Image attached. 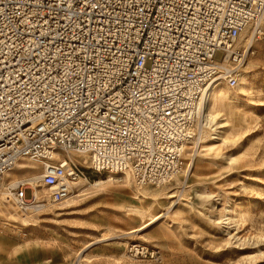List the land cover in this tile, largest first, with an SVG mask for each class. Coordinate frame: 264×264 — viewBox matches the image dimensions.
<instances>
[{
  "label": "built area",
  "instance_id": "1",
  "mask_svg": "<svg viewBox=\"0 0 264 264\" xmlns=\"http://www.w3.org/2000/svg\"><path fill=\"white\" fill-rule=\"evenodd\" d=\"M260 40L264 0H0L1 204L37 216L80 180L182 176L198 102L234 87ZM23 159L37 186L6 178Z\"/></svg>",
  "mask_w": 264,
  "mask_h": 264
},
{
  "label": "rangeland",
  "instance_id": "2",
  "mask_svg": "<svg viewBox=\"0 0 264 264\" xmlns=\"http://www.w3.org/2000/svg\"><path fill=\"white\" fill-rule=\"evenodd\" d=\"M220 57L217 52L215 58ZM248 59L253 65L243 90L227 85L236 99L230 115L221 119L231 126L229 139L193 143L195 153H185L190 158L181 176L187 183L183 201L173 206L171 199L143 197L136 189L160 187L133 181L129 187L119 174L110 180L104 175L103 185L86 184V194L70 207L65 203L39 212L21 232L6 220L18 224L23 218L0 203V264H264V40L255 43ZM35 168L22 163L14 171L21 177L37 173ZM158 212L163 216L128 233ZM103 234L109 237L101 239ZM21 242L27 249L23 262L15 253ZM136 243L154 253L132 256Z\"/></svg>",
  "mask_w": 264,
  "mask_h": 264
},
{
  "label": "bare ground",
  "instance_id": "3",
  "mask_svg": "<svg viewBox=\"0 0 264 264\" xmlns=\"http://www.w3.org/2000/svg\"><path fill=\"white\" fill-rule=\"evenodd\" d=\"M243 44L244 45L250 44V39H245L243 41ZM252 65L253 64L251 63L250 59H247L245 65H243L241 67L240 72L238 74V83H237V89L238 90H240V91L243 90L244 81H245L246 77L249 75ZM234 97L229 92L228 86H227V84L225 85V82L223 80H220V79L216 80L208 88V90L205 92V94L202 96L201 100L198 102V104L196 106V118H197L196 127H197V131H196V137L194 138V140H192L191 145L189 146L190 148L193 147V145H192L193 143L197 144V146L199 147L200 144L203 145L207 141H209L210 139H214V138H216L217 140H221V141H226L229 139V137L227 136V132L231 126H228V124H227L228 121H226V120L221 121V119H226L225 117H228L230 115V110L232 108V104H233L234 100H236ZM199 126H200V129H199ZM199 152H200V150L197 152L198 155H200ZM189 156H190V154H188V159L190 158ZM22 163H26L32 167H37L36 163L33 161L21 162L20 164H22ZM188 168H187V170H188ZM23 169L26 170L25 168H23ZM114 175H116V174H114ZM7 176H9V179L11 180V182H15L16 180H18L20 178H26L32 183L33 186H37L38 184H40L39 176L35 172H31L30 174H25L21 177H18L20 175L18 173H16V171L13 170V171L9 172ZM121 176L124 178L126 185L129 187H132L131 181H133V179L130 176L129 172L126 171L125 173L121 174ZM112 178H113V176L109 175L107 179L110 180ZM105 181L106 180H101L95 184L99 187L100 185H103L105 183ZM95 184H91L89 187H92V188L97 187ZM76 185L78 186V188H77L78 190H77L76 194L71 196V198L66 201L67 204L65 207H70L72 204H74L78 200L80 195L82 196V195L86 194L85 190H88L87 189L88 187L87 188L84 187V186H86V183H84L83 180L78 181L76 183ZM158 186L160 188H157L154 191L146 192L145 190L142 191V190L136 189V192L140 193L141 195H144L143 197H145L146 193L150 194L152 197L151 199H153V200L165 199V201L167 202L169 199H171L170 203L173 206L175 204L177 205L178 203H180L181 201L184 200L182 198L183 194L181 195V193L184 190V188L187 187V183L181 178V176H177L174 179V181H172V182H169L166 184H161ZM93 192H94V190H93ZM4 194L5 193L0 192V197H2ZM0 203H1V200H0ZM127 210L129 212H135V213H139L141 215H144V213H145L144 210L138 209L135 207H127ZM27 214H29V213H27ZM33 216H35V215H26V216L22 217L23 219H21L20 222H18V224L14 222L15 219L12 217L13 221L6 220V223L9 225V227L16 229L19 232H21V229H22L21 225L26 224L29 220L31 222V220L37 219L36 216L35 217H33ZM162 216H163V213H161V212H158L157 214H154V215H150L149 220L143 222L139 227H137L133 230H130L128 233L141 230ZM108 237H109L108 234H106V235L103 234L101 239H106ZM13 250H14V248H13ZM3 254H4V250L2 249V247H0V256ZM80 255L78 257V260L80 259ZM14 259H16V258H14ZM6 263H7V259H6ZM13 264H19V263H13Z\"/></svg>",
  "mask_w": 264,
  "mask_h": 264
},
{
  "label": "crops",
  "instance_id": "4",
  "mask_svg": "<svg viewBox=\"0 0 264 264\" xmlns=\"http://www.w3.org/2000/svg\"><path fill=\"white\" fill-rule=\"evenodd\" d=\"M26 247H25V244L24 243H18L17 246H16V254L19 256L21 262L23 261H26V256H25V253H26ZM20 251V252H19ZM21 264V263H19Z\"/></svg>",
  "mask_w": 264,
  "mask_h": 264
}]
</instances>
